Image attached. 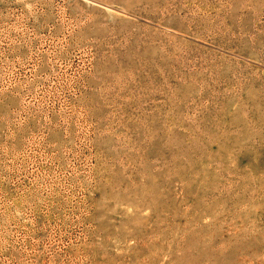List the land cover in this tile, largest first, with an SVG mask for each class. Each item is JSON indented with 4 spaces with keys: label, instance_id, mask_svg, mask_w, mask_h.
I'll use <instances>...</instances> for the list:
<instances>
[{
    "label": "rangeland",
    "instance_id": "rangeland-1",
    "mask_svg": "<svg viewBox=\"0 0 264 264\" xmlns=\"http://www.w3.org/2000/svg\"><path fill=\"white\" fill-rule=\"evenodd\" d=\"M0 264H264V0H0Z\"/></svg>",
    "mask_w": 264,
    "mask_h": 264
}]
</instances>
